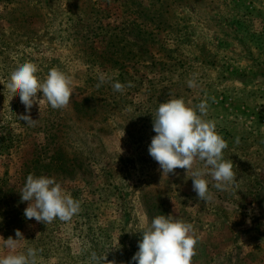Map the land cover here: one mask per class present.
I'll return each mask as SVG.
<instances>
[{
    "label": "rangeland",
    "instance_id": "374dc122",
    "mask_svg": "<svg viewBox=\"0 0 264 264\" xmlns=\"http://www.w3.org/2000/svg\"><path fill=\"white\" fill-rule=\"evenodd\" d=\"M26 61L41 80L54 67L68 76L67 107L27 113L9 100L4 85ZM101 72L113 79L97 88ZM175 98L206 102L234 163L235 185L206 177L208 202L184 169L162 175L148 153L152 114ZM29 174L54 178L79 213L26 219ZM158 215L193 225L192 264H264V0H0V237H24L15 249L0 239V256L32 248L37 264H90L93 252L135 264L141 223Z\"/></svg>",
    "mask_w": 264,
    "mask_h": 264
},
{
    "label": "clouds",
    "instance_id": "9594fccd",
    "mask_svg": "<svg viewBox=\"0 0 264 264\" xmlns=\"http://www.w3.org/2000/svg\"><path fill=\"white\" fill-rule=\"evenodd\" d=\"M38 71V66L30 61L18 65L4 85L9 93V100L18 96L27 113H30L34 104H38L40 109L44 102L53 109L67 107L73 96L68 76L54 67L41 80L37 75ZM112 79L101 72L96 87L99 88ZM132 86L128 82L127 87ZM188 86L195 87V81L190 79ZM125 87L118 80L112 83L115 92L122 93ZM37 93H41L42 98H38ZM207 107L206 102L191 107L182 98L160 103L152 114L153 131L156 135L148 146V153L159 164L162 175L168 176L177 168L184 169L186 178L192 180L197 199L204 202L213 198L206 177L210 176L215 181L212 187L221 191L236 182L233 161L223 158L227 142L216 131L215 123L204 119ZM18 118L30 126L36 122L30 114H22ZM197 161L202 163V167H194ZM20 195L22 201L29 202L24 210L25 218H34L45 225L55 219L70 221L81 207L79 200L67 193L54 178L47 176L29 174ZM140 233L138 251L131 258L135 264H192L198 241L194 238L191 223L172 215H158L150 223L142 221ZM16 237L0 239L4 240L6 247L15 249L17 241L24 238L19 230H16ZM89 261L90 264H115V261L107 260V255L98 256L95 252L91 253ZM0 264H37L36 250L29 248L26 254L10 253L0 256Z\"/></svg>",
    "mask_w": 264,
    "mask_h": 264
}]
</instances>
